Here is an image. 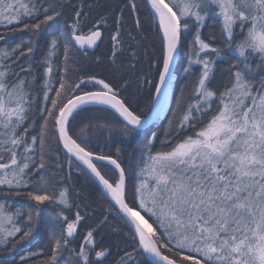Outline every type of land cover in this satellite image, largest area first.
Instances as JSON below:
<instances>
[{"label":"snow or ice","instance_id":"obj_1","mask_svg":"<svg viewBox=\"0 0 264 264\" xmlns=\"http://www.w3.org/2000/svg\"><path fill=\"white\" fill-rule=\"evenodd\" d=\"M147 3L161 36L155 83L147 76L143 79L153 98L150 116L125 95L129 80L114 83L95 74L81 75L76 67L79 61L70 55L69 45L86 49L103 42L101 28L109 19L114 29L111 63L115 65L128 48L139 47L130 32L128 38L134 44L123 42V9L114 18L101 16L89 26L84 4L76 6L72 23H66L48 42L38 100L33 58L42 34L57 30L64 5L59 0H0V26L7 28L0 42L7 43L17 32L30 34L27 43L0 50V186L7 188L9 196H26L33 202L30 211H11L0 203V249L4 252L13 253L36 238L41 205L73 208L72 189L66 181L75 159L98 183L101 195L112 205L110 213L122 218L136 244L129 251L120 249L118 243H98L95 234L107 222L105 216L86 232L75 264H133L138 252L145 259L135 264H264V0ZM125 6L132 12L138 7L136 0ZM209 20L220 26V40L212 32L203 35ZM190 23L196 27L185 71L198 65V74L188 95L182 89L176 99L160 149L153 151L155 132L146 138L143 166L130 202V153L119 147L107 154L94 151L93 131L107 132L106 139L119 132L134 140L159 119ZM133 27L141 28L139 15ZM59 56L62 60L54 63ZM130 59L139 62L135 51ZM218 60L229 64L220 85L216 84ZM129 67L135 69L136 64ZM87 106L111 111L120 127L107 121L77 124ZM37 113L42 123L37 134L30 135L29 130L36 129ZM189 128L193 133L181 138ZM61 145L67 157V176L59 175L64 165L55 149ZM100 162L111 167V174L97 167ZM75 207L71 221L63 211L56 214L64 226L59 238L52 234L49 253L30 252L5 264H57L60 251L67 248L85 218L79 206ZM113 247L116 258L110 260Z\"/></svg>","mask_w":264,"mask_h":264},{"label":"trees","instance_id":"obj_2","mask_svg":"<svg viewBox=\"0 0 264 264\" xmlns=\"http://www.w3.org/2000/svg\"><path fill=\"white\" fill-rule=\"evenodd\" d=\"M48 3H55L56 0H47ZM64 5L63 19L56 26L57 30H46L42 34L39 41V46L35 52L33 58L32 73L35 76V93L39 100L40 86L44 83L43 68L41 62L45 59L48 51V42L53 35H58L59 31L64 28V25L72 23V16L76 10V6L84 4V11L89 13L87 23L90 26L101 16H111L114 18L119 15L120 10L123 9L124 30L125 35L123 42L125 46L133 45L134 41L128 38L130 32L132 36L136 37V41L139 42V47L128 48L124 55L119 58L114 65L110 61L111 56V41L110 34L114 30L112 20L109 19L107 25L101 28L104 33L103 42L99 43L97 49L93 52L83 51L78 49L74 45H69L70 55H73L79 63L76 65L81 70L80 74H95L100 78H108L114 83H120L122 80L127 79L130 81L129 87L125 95L129 96L133 104L144 111L145 114H149L152 108V96L148 86L143 84V79L147 76L148 79L153 80L155 83L156 69L155 63L157 57L160 55L161 36L157 30V23L150 15V6L147 0H136L138 5L135 12H132L127 5L129 0H59ZM91 6L90 8L88 6ZM139 15L141 20V28L136 29L133 27L134 17ZM195 25L190 23V30L186 34V39L183 41V54L180 55L179 63L175 72V92L173 103L170 106L166 116L159 120L156 124L149 127L145 132L136 137L134 140L129 137L122 136L119 132H116L112 137L106 139L107 132L100 134V131L94 130L90 143L93 144V150L97 152H103L105 154L110 151L114 152L117 147L122 150H126L130 153L128 159L129 168V201L131 202L135 185L138 183L139 170L143 166L141 162V156L144 149V144L147 142L146 138L151 136L152 132L157 134V140L153 151L160 149V142L166 139L165 132L168 130L169 120L173 119L172 110L176 108V99L181 96V90H184V95L187 96L190 90L192 81L198 74L199 66L194 65L191 72L185 71L188 67V55L190 42L195 34ZM87 32V28L84 29ZM212 32L220 40V26L217 23L209 20L207 26L203 29V35H207ZM0 34L7 36V28L0 26ZM30 38V34L27 32H17L14 37H8L7 43L0 42V50H4L8 47H14L15 44L27 43ZM63 49L61 48V51ZM135 51L139 58L137 63L135 60L130 59L131 52ZM99 57V61L97 60ZM62 60V56L58 59H54V63H58ZM231 61V58H229ZM136 64L135 69L129 67L130 64ZM228 62L217 61L218 71L216 73V84H222L227 76ZM255 66V64H254ZM139 77V81L137 80ZM32 77H29L31 79ZM88 90V89H86ZM36 122V129H30V135H36L39 128V124L42 123L39 113L34 117ZM81 121L93 124L103 123L105 121L113 123L117 128L120 127L117 117L111 111H105L102 107L87 106L86 111L82 112L77 118L76 123L80 124ZM193 133V129L189 128L181 133V138L184 135H190ZM59 152V163L64 165L62 172L59 175L68 174L67 157L65 150L62 146L55 149ZM97 166L105 173L111 174V167L98 163ZM80 165L73 159L71 175L68 177L66 183L72 189L73 208L68 211L63 208H58L55 205L44 204L39 208L40 213V225L38 235L32 240L30 244L18 247L13 253H6L0 249V264H5V261H10L13 257L16 261H19L20 256H27L30 252L49 253L53 242L51 240L52 234L55 232L57 238H59V232L63 227L62 221H57L56 214L63 211L71 221L74 219V213L77 210L76 205L79 206L81 215L84 216V220L78 226V231L75 236L70 238L67 248L62 249L58 255L57 264H75L76 252L80 245L83 243V238L86 232L93 227L99 225L104 217L107 216V222L104 223L99 231L95 234L96 240L102 246H114L119 244L120 249L128 248L131 251L132 247H135V240L131 239V233L129 227L123 222L122 218L115 215L114 212L110 213L112 205L109 200L101 195V190L96 183L90 177V175L83 169H80ZM53 171H58L53 168ZM0 203H6L7 207L11 211L17 209L21 211H30L32 209L33 202L26 196H9L8 190L5 186H0ZM148 219V217L146 216ZM151 223V220H149ZM122 255L123 252L121 251ZM37 259L41 257H36ZM116 258V249L113 247V257L110 260ZM145 257L142 253L134 254L133 264L135 261L144 260Z\"/></svg>","mask_w":264,"mask_h":264},{"label":"water","instance_id":"obj_3","mask_svg":"<svg viewBox=\"0 0 264 264\" xmlns=\"http://www.w3.org/2000/svg\"><path fill=\"white\" fill-rule=\"evenodd\" d=\"M99 43H100V41L97 42V46L89 47V48H86V49H84V50H88V51H90V52H93V51H95V50L97 49V47L99 46ZM76 46H77V45H76ZM77 47H79V46H77ZM79 48H80V47H79ZM80 49H81V48H80ZM179 59H180V56H178L177 59H176L175 72H176V68H177L178 63H179ZM174 79H175V73H174ZM172 86H173V84H172ZM171 96H172V87H171V89L169 90V93H168V100H167L166 106H165V108H164V111L161 112L159 119L154 120L152 123L149 124L148 128L151 127V126H153V125L156 124L159 120H161L162 118L165 117V115L167 114V111H168V109H169V107H170ZM152 101H153V99H152ZM152 106H153V104H152ZM148 115H149V116L152 115V111H150ZM61 146H62V145H61ZM100 163L106 164L105 162H100ZM88 173H89V172H88ZM89 175L92 177V175H91L90 173H89ZM92 178H93V177H92ZM93 179H94V178H93ZM95 182H96V181H95ZM96 183H97V182H96ZM97 185H98V183H97ZM99 188H100V187H99ZM100 190H101V189H100ZM107 199H108V198H107ZM108 200H109V199H108ZM74 235H75V234H74Z\"/></svg>","mask_w":264,"mask_h":264},{"label":"rangeland","instance_id":"obj_4","mask_svg":"<svg viewBox=\"0 0 264 264\" xmlns=\"http://www.w3.org/2000/svg\"><path fill=\"white\" fill-rule=\"evenodd\" d=\"M174 92H175V82H174V85H173V91H172V96H171V102H170V106L172 105V103H173V99H174ZM169 110V109H168ZM168 112V111H167ZM142 215H144L143 213H141ZM145 219H147L146 217H145ZM149 223H150V221H149ZM77 233V232H76Z\"/></svg>","mask_w":264,"mask_h":264}]
</instances>
